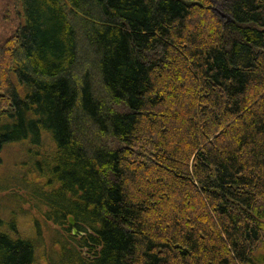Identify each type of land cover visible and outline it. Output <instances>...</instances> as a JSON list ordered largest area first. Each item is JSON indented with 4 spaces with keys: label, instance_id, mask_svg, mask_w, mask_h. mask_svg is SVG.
Wrapping results in <instances>:
<instances>
[{
    "label": "trees",
    "instance_id": "trees-1",
    "mask_svg": "<svg viewBox=\"0 0 264 264\" xmlns=\"http://www.w3.org/2000/svg\"><path fill=\"white\" fill-rule=\"evenodd\" d=\"M0 2V170L25 146L24 187L83 233L57 264H264V0L226 23L210 0ZM35 261L0 219V264Z\"/></svg>",
    "mask_w": 264,
    "mask_h": 264
},
{
    "label": "rangeland",
    "instance_id": "rangeland-1",
    "mask_svg": "<svg viewBox=\"0 0 264 264\" xmlns=\"http://www.w3.org/2000/svg\"><path fill=\"white\" fill-rule=\"evenodd\" d=\"M211 12L223 23L227 22L228 15L226 6L231 0H210ZM2 3L0 2V5ZM77 29L78 38V64L73 74L82 78L87 73L90 82L95 88V93L103 97L100 83L96 76L95 55L84 41L79 25L73 21ZM1 31V30H0ZM95 132V129L93 128ZM97 145H103V139H94ZM23 145H8L2 153V168L0 170V181L6 188L0 190V219L4 222L12 218L14 234L32 241L35 249V264H57L70 262L65 251L71 247L76 248L82 254L85 250L80 249L78 243L82 241L83 233L77 229L76 223L71 216H67L68 224L57 225L48 218H54L51 209L42 204L48 194V189L42 194L34 191L32 187H24V181L30 180L32 173L27 170L30 160ZM22 162L25 164L22 165ZM35 188V187H34ZM39 189V188H38ZM46 202V201H45ZM73 225L69 223V218ZM8 231H11L8 228ZM12 232V231H11ZM72 235V236H71ZM71 246V247H70Z\"/></svg>",
    "mask_w": 264,
    "mask_h": 264
},
{
    "label": "water",
    "instance_id": "water-1",
    "mask_svg": "<svg viewBox=\"0 0 264 264\" xmlns=\"http://www.w3.org/2000/svg\"><path fill=\"white\" fill-rule=\"evenodd\" d=\"M69 223H70L71 226L73 225V223L71 221V217L69 218Z\"/></svg>",
    "mask_w": 264,
    "mask_h": 264
}]
</instances>
